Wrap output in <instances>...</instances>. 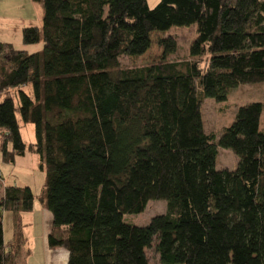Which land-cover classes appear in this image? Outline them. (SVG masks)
I'll return each instance as SVG.
<instances>
[{
	"label": "trees",
	"instance_id": "obj_1",
	"mask_svg": "<svg viewBox=\"0 0 264 264\" xmlns=\"http://www.w3.org/2000/svg\"><path fill=\"white\" fill-rule=\"evenodd\" d=\"M31 1L42 25L24 27L22 44L41 50L0 41V154L14 164L37 153L46 192L4 186L0 264H25L19 213L36 199L51 217L47 244L67 264H150L152 247L160 264H264L263 103L240 105L218 134L201 114L205 98L264 82V0ZM191 25L189 60L165 61L177 44L161 37V61L120 65L149 50L152 33ZM16 113L34 141L23 142ZM218 147L238 157L235 168H216ZM151 199L165 213L123 220Z\"/></svg>",
	"mask_w": 264,
	"mask_h": 264
},
{
	"label": "rangeland",
	"instance_id": "obj_2",
	"mask_svg": "<svg viewBox=\"0 0 264 264\" xmlns=\"http://www.w3.org/2000/svg\"><path fill=\"white\" fill-rule=\"evenodd\" d=\"M159 0H148L149 7H154ZM43 17L42 3L32 2L31 0H0V41L9 42L18 49H24L27 53L40 51L41 41L36 44H22V30L27 26L41 27ZM195 36V26L171 27L164 33H152V44L149 50L137 57L120 58L122 67H139L157 63L162 60V48L157 40L161 37H172L177 44L175 53L166 57L165 61L189 60V46ZM15 103L17 99L14 98ZM253 101L263 103V110L260 117V128L264 127V82L242 83L231 89L227 99L216 101L213 98H205L201 106L202 121L207 133L218 134L225 127L229 126L234 120L237 108ZM20 124V135L24 143L35 140L34 125L24 123L19 114L16 113ZM238 157L230 150L218 147L216 156V168H235ZM40 157L37 153L26 152L22 156L16 157L14 164H6L1 160L0 154V194L3 192L4 185L28 186L34 195L42 194L45 196L46 175L45 170L39 167ZM37 202V200H36ZM166 201L163 199H151L140 213L125 214L123 220L129 224L144 225L149 222L151 217L165 213ZM5 213V214H4ZM3 213L2 223L4 224V239L9 241L13 224V214L10 211ZM42 212L29 211L19 213V227L28 238L24 237L25 243L23 251L36 242L38 225ZM25 216V217H24ZM24 217V218H23ZM30 219L32 224L26 226L22 224L23 219ZM35 239V240H34ZM37 247V248H36ZM36 252L38 246H35ZM150 264H160L158 255L154 248L146 250Z\"/></svg>",
	"mask_w": 264,
	"mask_h": 264
},
{
	"label": "crops",
	"instance_id": "obj_3",
	"mask_svg": "<svg viewBox=\"0 0 264 264\" xmlns=\"http://www.w3.org/2000/svg\"><path fill=\"white\" fill-rule=\"evenodd\" d=\"M36 200L33 203V208L31 211L34 210L40 211L42 212V215L39 224H37L38 232L35 238L36 242L32 243L31 246L25 249L26 251H28V254L25 257L24 263L25 264H67V257H68L67 251L62 247L51 248L47 244V236L51 230V217L50 214L47 212L45 206L39 200H37V202ZM22 224L26 226H30V224H32V221L26 218L23 219ZM2 225L4 226L3 223ZM11 231L13 233V224ZM12 233H11V237H12ZM24 235H25L24 237L28 238L26 234ZM35 246H38L37 252H36L37 247L35 248Z\"/></svg>",
	"mask_w": 264,
	"mask_h": 264
}]
</instances>
